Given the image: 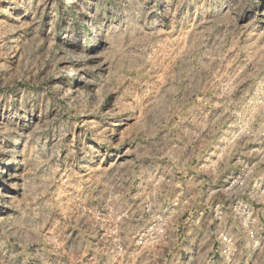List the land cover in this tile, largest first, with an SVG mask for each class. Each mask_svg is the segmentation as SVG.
Returning <instances> with one entry per match:
<instances>
[{
  "label": "rangeland",
  "instance_id": "1",
  "mask_svg": "<svg viewBox=\"0 0 264 264\" xmlns=\"http://www.w3.org/2000/svg\"><path fill=\"white\" fill-rule=\"evenodd\" d=\"M0 264H264V0H0Z\"/></svg>",
  "mask_w": 264,
  "mask_h": 264
}]
</instances>
